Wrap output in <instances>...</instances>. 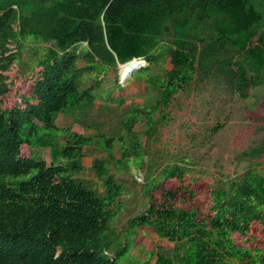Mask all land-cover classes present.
Instances as JSON below:
<instances>
[{
	"label": "trees",
	"instance_id": "1",
	"mask_svg": "<svg viewBox=\"0 0 264 264\" xmlns=\"http://www.w3.org/2000/svg\"><path fill=\"white\" fill-rule=\"evenodd\" d=\"M28 40L45 45L39 77L23 106H9L10 72ZM140 58L144 103L123 108L117 82L119 129L105 134L82 121L109 110L111 92H96L104 73ZM218 74L244 98L264 84V0H0V264H142L130 257L140 230L175 244L158 250L156 264H264V249L244 245L264 244V174L251 167L217 185L201 208L186 168L166 164L154 175L145 161L143 137L157 138L174 96ZM61 114L97 133L60 128ZM92 144L107 152L91 166L98 188L82 178ZM23 146L50 149L52 164L22 156ZM255 152L264 154V143ZM131 166L145 172L147 206L124 241L115 221L126 192L114 169Z\"/></svg>",
	"mask_w": 264,
	"mask_h": 264
},
{
	"label": "rangeland",
	"instance_id": "2",
	"mask_svg": "<svg viewBox=\"0 0 264 264\" xmlns=\"http://www.w3.org/2000/svg\"><path fill=\"white\" fill-rule=\"evenodd\" d=\"M44 46L36 45L31 40L26 41L18 65L10 72L11 93L7 100L9 106L24 105L22 96L39 77L36 65L41 57V47ZM11 49L17 52L16 44H11ZM171 68L170 62L167 61L166 69ZM135 73L124 83L121 81L119 64L104 73L101 89L96 92L98 94L103 90L106 95L111 92L107 101L109 110L99 116L94 110L91 115H87L89 117H83L82 121L88 125L103 124L101 133L111 134L118 130L120 125L117 112H120V109L116 106L117 102L111 99L117 98L119 94L117 91H111V88L115 87L117 82L122 85V92L126 96L123 108L130 106L132 102L143 104L146 98V77L140 72ZM88 84L91 85L92 82ZM103 99L100 98L99 101H105ZM99 104L96 103V108ZM112 109L116 113L109 115ZM166 115L167 120L160 126L156 139L149 141L143 137L147 151L145 161L152 160L154 175L166 164H179L186 168L202 192L199 199L201 208H205L204 198H207L217 185H226L229 180L243 176L251 167L264 174V154L255 152V149L264 143V84L251 89L249 95L244 98L239 91L232 88L226 74H218L215 78H206L191 89L179 91L166 110ZM57 125L86 136L97 133L92 128L86 130L76 123L71 114L59 115ZM135 129L141 131L142 125L137 124ZM84 151L83 163L86 170L82 173V178L87 184L98 188L99 182L91 166L93 160L106 158L107 152L98 144H92ZM31 153L42 157L49 166L52 164L50 149L22 147V156L29 157ZM115 155L120 158L118 147L115 148ZM255 163L260 165L254 166ZM114 172L126 192L123 210L115 221L118 234L125 241L128 221L142 213L147 206V199L141 190L145 172L132 166L122 171L114 169ZM168 185L175 187L178 183L173 181ZM130 240L131 261H139L142 264H156L159 249L172 251L175 246L167 239L159 238L154 232L145 230H140L133 238L130 237ZM244 245L264 249V244L257 240Z\"/></svg>",
	"mask_w": 264,
	"mask_h": 264
},
{
	"label": "bare ground",
	"instance_id": "3",
	"mask_svg": "<svg viewBox=\"0 0 264 264\" xmlns=\"http://www.w3.org/2000/svg\"><path fill=\"white\" fill-rule=\"evenodd\" d=\"M142 64H144V63L143 62H138V61H131V62H128L126 64L120 65L121 80L125 81L128 78H130L132 73L136 69H138Z\"/></svg>",
	"mask_w": 264,
	"mask_h": 264
},
{
	"label": "water",
	"instance_id": "4",
	"mask_svg": "<svg viewBox=\"0 0 264 264\" xmlns=\"http://www.w3.org/2000/svg\"><path fill=\"white\" fill-rule=\"evenodd\" d=\"M131 61H138V62H143L144 64H142L138 69H136L133 73H132V75L135 73V72H137V71H139V70H141V69H143V68H145V67H147L148 66V63L144 60V59H142V58H140V59H133V60H131ZM130 61V62H131ZM119 65H122V64H119ZM131 75V76H132ZM122 81V80H121ZM126 81V80H125ZM125 81H122V83H124Z\"/></svg>",
	"mask_w": 264,
	"mask_h": 264
}]
</instances>
